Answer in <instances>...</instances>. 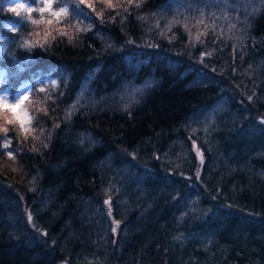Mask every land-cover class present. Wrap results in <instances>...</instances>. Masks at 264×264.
<instances>
[{"label":"trees","instance_id":"1","mask_svg":"<svg viewBox=\"0 0 264 264\" xmlns=\"http://www.w3.org/2000/svg\"><path fill=\"white\" fill-rule=\"evenodd\" d=\"M12 6L0 264H264V0Z\"/></svg>","mask_w":264,"mask_h":264},{"label":"snow or ice","instance_id":"2","mask_svg":"<svg viewBox=\"0 0 264 264\" xmlns=\"http://www.w3.org/2000/svg\"><path fill=\"white\" fill-rule=\"evenodd\" d=\"M27 2V0H25V2H21V0H17V4H25ZM52 8V4L51 3H47L45 7H41L39 8V12L40 13H44L45 11H49L50 9ZM32 9H33V6L30 4L28 6V12L31 13L32 12ZM61 11H65L64 8H61ZM52 15L54 16H59L60 15V12H53ZM32 23H37V21L33 20ZM25 47H28L30 45H28L27 42H25ZM9 97L7 95H0V106H2L3 108H8L10 109L14 114H17L18 110L21 108V105L24 103L25 100L28 99L27 96H24L22 99L20 97H17L15 99L14 102L12 103H8ZM17 119L19 120L20 124H21V127L23 128L24 126V121L27 119V120H30V117H28L27 115V112H23V114H18L17 115ZM8 123H12L11 120L8 121ZM0 131H7L6 128L4 129H0ZM7 146V145H6Z\"/></svg>","mask_w":264,"mask_h":264},{"label":"rangeland","instance_id":"3","mask_svg":"<svg viewBox=\"0 0 264 264\" xmlns=\"http://www.w3.org/2000/svg\"><path fill=\"white\" fill-rule=\"evenodd\" d=\"M85 1H87V2H89L90 0H85ZM103 3H105V2H103ZM106 4V3H105ZM2 73H3V71L2 70H0V95H7L8 97H9V99H8V103H12V102H14L15 101V99L17 98V97H20L21 99L26 95V92H27V87H24L23 89H21L19 92H18V94H17V96L14 98V99H12V98H10V96H9V94H8V92H6V90H4V89H2V87H1V82H2ZM22 112V109L20 108V112L19 113H21ZM18 113V114H19ZM22 114H23V112H22ZM29 217H30V215H29V213H27V218L29 219Z\"/></svg>","mask_w":264,"mask_h":264},{"label":"clouds","instance_id":"4","mask_svg":"<svg viewBox=\"0 0 264 264\" xmlns=\"http://www.w3.org/2000/svg\"><path fill=\"white\" fill-rule=\"evenodd\" d=\"M36 9L33 8L32 11H35ZM28 7L21 3V4H16L15 6L9 7L7 9L8 14H12L15 16H20L22 12H28Z\"/></svg>","mask_w":264,"mask_h":264}]
</instances>
